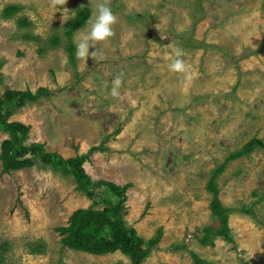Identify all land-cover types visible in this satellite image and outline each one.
<instances>
[{"label": "rangeland", "instance_id": "rangeland-1", "mask_svg": "<svg viewBox=\"0 0 264 264\" xmlns=\"http://www.w3.org/2000/svg\"><path fill=\"white\" fill-rule=\"evenodd\" d=\"M101 2L0 0V98L9 90L48 92L7 122L29 127L25 146L43 145L66 160L99 149L83 164L90 183L128 186L123 219L143 240L162 230L142 264H195L190 253L206 264H264V0H107L115 35L86 65L75 55L73 67L65 26L77 9L90 10L76 46ZM8 6L20 10L5 18ZM177 48L184 73L168 68ZM6 139L0 131V153ZM253 139L263 145L216 179L219 200L233 210V243L202 245L204 228L217 225L209 178ZM91 193L40 161L11 173L0 161V264H132L120 252L62 248L57 229L75 211L101 210L113 198L104 189Z\"/></svg>", "mask_w": 264, "mask_h": 264}, {"label": "trees", "instance_id": "trees-1", "mask_svg": "<svg viewBox=\"0 0 264 264\" xmlns=\"http://www.w3.org/2000/svg\"><path fill=\"white\" fill-rule=\"evenodd\" d=\"M19 10L17 6H8L3 11V17L12 18ZM90 15L91 12L88 8H79L76 11L75 17L65 26L66 49L73 67L75 66L76 52L73 37L78 29L86 25ZM19 24L26 26V21L22 20ZM58 42V37H54L51 41L54 45H57ZM47 94L48 92L45 89H39L36 93H32L29 90H9L0 98V131L8 135V139L4 140L1 145L0 161L3 173L29 169L40 161L43 167L46 166L54 172L74 177L77 190L87 196H91V191L93 190L104 189L113 198L106 200L103 209L95 210L89 208L87 210H77L70 217L68 227L57 229V232L61 236L62 248L95 256L120 252L129 258L132 264H142L159 244L162 230H158L157 235L153 239L143 240L133 228L126 226L123 219L128 186L118 187L113 183L105 181L90 183L83 169V164L91 152L99 149L94 147L89 150L88 154L66 160L58 154L47 153L43 149V145L31 144L30 146H25L24 141L27 138L29 127L17 122H7V119L16 110L25 107L27 104L37 102L40 97ZM261 145H263L261 141L256 139L251 140L240 151L230 154L213 171L207 183L206 191L212 196L210 210L217 225L204 228L203 237L200 240L202 245L212 246L214 239H222L227 243H233L231 229L228 225V216L233 210L224 207L219 200L216 179L222 174L230 161L248 156ZM237 212L253 215L252 209H239ZM3 248L6 251L7 247L5 244ZM37 250H39V253L42 252L41 248L35 249V251ZM175 250H186V246L182 245ZM190 255L195 264H206L197 255L193 253H190ZM1 257L0 255V259Z\"/></svg>", "mask_w": 264, "mask_h": 264}, {"label": "clouds", "instance_id": "clouds-1", "mask_svg": "<svg viewBox=\"0 0 264 264\" xmlns=\"http://www.w3.org/2000/svg\"><path fill=\"white\" fill-rule=\"evenodd\" d=\"M58 2L62 5L65 4L64 0H58ZM69 19V17H65L63 15L64 22H67ZM116 22L117 17L107 3V0L98 3L94 13V19L90 21V27L85 29L83 32H80L78 35L75 46V55L77 56V58L83 60V62L85 63L89 57H95L98 44L101 42H107L111 37L115 35L113 31V25H115ZM90 49H94V51L90 52ZM183 56V50L177 48L175 50V57L171 59V62L168 65L170 71L175 73L186 72V64L182 59ZM121 83L122 81L120 77H117L113 81V86L110 91L111 96L118 97L120 95L119 89Z\"/></svg>", "mask_w": 264, "mask_h": 264}]
</instances>
